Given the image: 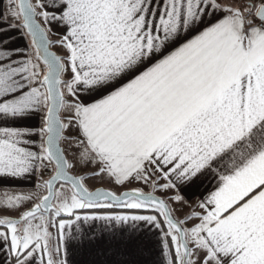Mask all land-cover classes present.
<instances>
[{
	"label": "snow or ice",
	"instance_id": "1",
	"mask_svg": "<svg viewBox=\"0 0 264 264\" xmlns=\"http://www.w3.org/2000/svg\"><path fill=\"white\" fill-rule=\"evenodd\" d=\"M0 264H264V0H0Z\"/></svg>",
	"mask_w": 264,
	"mask_h": 264
}]
</instances>
